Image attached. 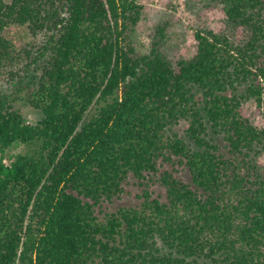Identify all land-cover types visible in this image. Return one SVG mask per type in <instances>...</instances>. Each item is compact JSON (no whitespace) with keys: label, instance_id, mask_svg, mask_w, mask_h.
<instances>
[{"label":"trees","instance_id":"1","mask_svg":"<svg viewBox=\"0 0 264 264\" xmlns=\"http://www.w3.org/2000/svg\"><path fill=\"white\" fill-rule=\"evenodd\" d=\"M201 1L247 39L172 59L139 0H0V264H264V0Z\"/></svg>","mask_w":264,"mask_h":264},{"label":"rangeland","instance_id":"2","mask_svg":"<svg viewBox=\"0 0 264 264\" xmlns=\"http://www.w3.org/2000/svg\"><path fill=\"white\" fill-rule=\"evenodd\" d=\"M143 5V15L134 33L133 39L139 51L149 52L153 41H161L163 52L172 59H188L196 53L197 41L194 34L197 29L207 28L215 32H222L233 36L237 40H246L247 33H237L225 20V13L220 5L201 0H139ZM164 29L163 37L160 29ZM11 36L17 42L29 41L25 26H19L11 31ZM245 112L252 114L255 121L264 128V103L260 107L249 100L244 102ZM40 117L38 112H29L28 119L34 123ZM184 124L177 129L183 131ZM26 147L16 146L6 153L5 161L10 162L11 156L24 153ZM261 162L264 164V152L261 153ZM264 167V165H263ZM264 170V168H263ZM130 193L125 194L121 200L109 205L108 210L113 211L119 206H135L141 202L138 197L142 194V187L137 181L130 179L128 185ZM155 195L161 192L157 186Z\"/></svg>","mask_w":264,"mask_h":264}]
</instances>
